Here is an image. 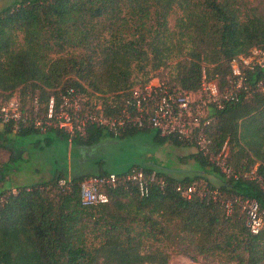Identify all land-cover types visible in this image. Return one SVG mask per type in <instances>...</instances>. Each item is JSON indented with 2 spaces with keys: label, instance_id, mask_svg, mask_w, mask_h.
I'll return each instance as SVG.
<instances>
[{
  "label": "trees",
  "instance_id": "trees-1",
  "mask_svg": "<svg viewBox=\"0 0 264 264\" xmlns=\"http://www.w3.org/2000/svg\"><path fill=\"white\" fill-rule=\"evenodd\" d=\"M251 47L264 50V11L248 0H17L0 9V99L15 96L30 107L34 97L42 105L73 88L111 114L134 85L133 74L148 77L175 59L171 83L197 91L204 69L222 87L229 60ZM259 73L246 71L249 85ZM210 117V153L225 144L232 171L255 166L264 178V98L252 92ZM134 131L113 135L90 126L69 144L75 150ZM188 157L197 165L188 174L143 168L155 173L143 195L121 180L133 167L114 173L117 183L104 189L107 202L92 206L79 204V182L111 172H57L14 193L0 188V264H167L173 254L264 263V231L249 233L238 207L226 216L209 195L185 198L175 187L202 181L225 197L254 199L263 211L264 192L251 181L226 178L196 149ZM204 173H214L218 185L204 181Z\"/></svg>",
  "mask_w": 264,
  "mask_h": 264
},
{
  "label": "built area",
  "instance_id": "built-area-1",
  "mask_svg": "<svg viewBox=\"0 0 264 264\" xmlns=\"http://www.w3.org/2000/svg\"><path fill=\"white\" fill-rule=\"evenodd\" d=\"M228 70L226 83L219 87L216 79L209 78L202 69L197 91H186L174 83L156 78L148 79L139 86L131 87L119 107L115 109L112 105L111 114L105 111L100 101L82 97L73 88L49 95L42 105L34 97L30 107H21L17 97L12 96L7 100L0 99V123L14 133L23 129L37 133L56 130L66 137L68 143L75 137L84 136L90 126L101 127L113 135L126 128L153 129L160 137H172L192 145L206 155L226 178L251 181L264 192V178L257 173L255 166L241 173L232 171L227 164L225 144L213 156L205 136L213 110H220L226 103L236 102L240 97L247 98L252 92L264 98V50L251 47L247 53L233 56L228 62ZM246 71L260 72L252 85L246 80ZM154 177V171L146 173L141 167H133L121 180L135 184L139 194L143 195ZM117 181L118 177L112 172L81 180L79 204L92 206L106 203L104 189L114 186ZM66 183L65 179H60L58 186L67 189ZM158 183L162 184L161 181ZM175 190L185 198L192 194L199 197L209 195L219 201L226 216L236 206L242 213L244 226L249 233L264 231V211L254 199L225 197L202 181L187 186L177 185ZM14 192L15 189H10L6 194ZM4 196L0 195V203ZM188 264L194 262L189 261Z\"/></svg>",
  "mask_w": 264,
  "mask_h": 264
},
{
  "label": "rangeland",
  "instance_id": "rangeland-1",
  "mask_svg": "<svg viewBox=\"0 0 264 264\" xmlns=\"http://www.w3.org/2000/svg\"><path fill=\"white\" fill-rule=\"evenodd\" d=\"M259 12L264 11V0H248ZM176 13L168 16V26L172 28ZM175 59L167 61L157 70L151 71L149 79L173 82ZM147 75V74H146ZM146 75L133 74L134 86L143 83ZM147 77V78H148ZM130 87V88H131ZM48 139H38L36 144L24 146L23 157L13 159L1 169V174L9 183L16 185L31 184L46 181L57 172L91 173L108 171L120 173L131 167L150 168L176 172L177 174L190 173L197 170V165L188 157L195 148L192 145L175 144L166 140L159 142L156 131L153 129L136 130L122 136L108 138L99 144L93 145L90 155L82 157L79 149L70 147L65 139H59L55 133H48ZM67 174V173H66ZM204 181L217 186L218 178L214 173L202 174ZM90 177V176H89ZM87 178V177H86ZM226 264L213 257L187 256L173 254L167 264Z\"/></svg>",
  "mask_w": 264,
  "mask_h": 264
},
{
  "label": "crops",
  "instance_id": "crops-1",
  "mask_svg": "<svg viewBox=\"0 0 264 264\" xmlns=\"http://www.w3.org/2000/svg\"><path fill=\"white\" fill-rule=\"evenodd\" d=\"M14 1L17 0H0V9ZM48 133H55L56 137H58L59 139H65L66 142H68L66 137L64 135L62 136L59 135L58 131L56 130H49L46 131L45 133H37L34 131L27 134H20L19 132L18 133L12 132L8 126L0 123V172L1 169H3V166L5 164H9L11 160L23 157L24 154L23 148L27 143L36 144L38 142V139H48L47 138ZM75 147L78 148V146ZM66 173L69 174V172ZM22 185H28V184H22ZM17 186H21V185L14 186L12 183L11 184L9 183L7 178L4 177L0 181L1 189L10 190V189H15V187Z\"/></svg>",
  "mask_w": 264,
  "mask_h": 264
},
{
  "label": "flooded vegetation",
  "instance_id": "flooded-vegetation-1",
  "mask_svg": "<svg viewBox=\"0 0 264 264\" xmlns=\"http://www.w3.org/2000/svg\"><path fill=\"white\" fill-rule=\"evenodd\" d=\"M80 150H81L80 151L81 152V155L84 154V157H87L88 155H90L91 147L90 146H88V147H82V148H80Z\"/></svg>",
  "mask_w": 264,
  "mask_h": 264
},
{
  "label": "water",
  "instance_id": "water-1",
  "mask_svg": "<svg viewBox=\"0 0 264 264\" xmlns=\"http://www.w3.org/2000/svg\"><path fill=\"white\" fill-rule=\"evenodd\" d=\"M99 143H100V142H99ZM99 143H97V144H99ZM90 147H91V149H92V148H94V146H93V145H92V146H90ZM82 156H83V158H84V154H82Z\"/></svg>",
  "mask_w": 264,
  "mask_h": 264
}]
</instances>
